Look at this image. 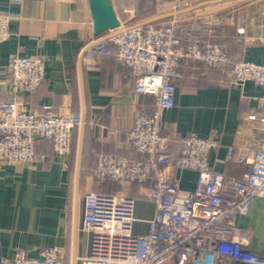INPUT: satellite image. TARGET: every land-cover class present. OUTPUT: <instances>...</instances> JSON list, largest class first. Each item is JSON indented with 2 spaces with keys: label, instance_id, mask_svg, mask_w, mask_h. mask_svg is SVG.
<instances>
[{
  "label": "crops",
  "instance_id": "1",
  "mask_svg": "<svg viewBox=\"0 0 264 264\" xmlns=\"http://www.w3.org/2000/svg\"><path fill=\"white\" fill-rule=\"evenodd\" d=\"M111 1L118 14L124 0ZM192 1L177 0L173 7L201 0ZM196 10L200 12L179 17L187 21L190 31L224 43L229 64L210 67L183 58L175 105L163 111V132L171 136L174 157L180 154L183 138L192 133L216 137L209 164L227 177L239 178L245 167L237 158L261 145L262 124L249 115L259 112L264 102L262 87L251 81L238 84L231 66L240 61L264 64V0H226ZM0 13L12 16L11 35L0 41V102L17 98L28 112L52 109L81 115L84 90L86 121L76 241L79 264L78 258L88 254L90 243L89 233L81 229L84 195L125 191L116 181L95 179L98 157L141 158L131 146L129 131L138 113H153L155 100L135 92L133 70L118 59V46L112 40H108V50L85 53L81 86L79 59L95 38L88 0H0ZM189 43L188 38L182 39L183 46ZM16 54L45 60V79L33 92L16 95L12 91L9 60ZM78 136L79 127L69 155L57 154L51 140L38 137L33 161L0 168V255L11 257L21 251L39 257L42 249L58 246L65 252V264H71ZM175 174L181 178L182 189L195 188L197 171L175 170ZM145 188L134 183L127 192L136 199V233L146 232L156 211L154 202L143 194ZM235 224V235L264 255V193L252 199Z\"/></svg>",
  "mask_w": 264,
  "mask_h": 264
},
{
  "label": "built area",
  "instance_id": "2",
  "mask_svg": "<svg viewBox=\"0 0 264 264\" xmlns=\"http://www.w3.org/2000/svg\"><path fill=\"white\" fill-rule=\"evenodd\" d=\"M11 18L0 13V41L11 35ZM188 27L186 20L176 16L110 39L118 46V59L133 70L135 92L153 97L156 107L150 115L138 113L129 131L131 146L141 158L98 157L95 179L116 181L125 191L84 195L81 229L89 233L90 243L88 254L78 258L79 264H164L180 254L188 258V264H264V255L235 235L237 216L264 193V105L249 115L261 122L262 141L259 148L237 158L245 167L239 178L227 177L209 164L216 137L192 133L183 138L177 157L169 152L171 136L163 132L162 116L175 105L181 59H196L210 67L229 60L224 43ZM183 38L190 40L187 46L182 45ZM106 45L96 50H106ZM9 67L16 95L35 91L46 76L42 56L12 55ZM234 72L238 84L251 81L262 87L264 102V64L240 61ZM80 123L78 112L51 109L35 113L20 107L17 98L0 102V168L33 161L37 136L51 140L57 154H71ZM175 170L197 171L195 188L182 189ZM132 182L146 186L143 194L156 206L145 233L135 232L136 199L127 193ZM0 264H65V252L58 246L42 249L39 257L20 251L11 257L0 255Z\"/></svg>",
  "mask_w": 264,
  "mask_h": 264
},
{
  "label": "water",
  "instance_id": "3",
  "mask_svg": "<svg viewBox=\"0 0 264 264\" xmlns=\"http://www.w3.org/2000/svg\"><path fill=\"white\" fill-rule=\"evenodd\" d=\"M88 1L92 15L93 32L95 38L86 44L79 59V74H80L81 86H83L82 60L87 51L98 49L102 44H105L108 40H110L114 36L124 31L130 30L132 28L145 26L149 24H156L163 20L192 12L203 6L219 3L226 0H201L192 5H187V6L178 5L173 10L161 12L146 19H143L141 21H138L136 23L128 24V25H124L122 23L111 0H88ZM81 99H82V112H81V123L79 126L77 162H76V174H75L74 243L72 248L71 264H77L76 241H77V233H78V219H79V206H80V174H81V162H82V152H83L84 125L86 121V105H85L83 88L81 90Z\"/></svg>",
  "mask_w": 264,
  "mask_h": 264
},
{
  "label": "rangeland",
  "instance_id": "4",
  "mask_svg": "<svg viewBox=\"0 0 264 264\" xmlns=\"http://www.w3.org/2000/svg\"><path fill=\"white\" fill-rule=\"evenodd\" d=\"M175 1L177 0H124V7L118 8V16L124 25L133 24L149 16L175 9ZM199 12L200 10H195L191 13L195 15Z\"/></svg>",
  "mask_w": 264,
  "mask_h": 264
},
{
  "label": "trees",
  "instance_id": "5",
  "mask_svg": "<svg viewBox=\"0 0 264 264\" xmlns=\"http://www.w3.org/2000/svg\"><path fill=\"white\" fill-rule=\"evenodd\" d=\"M153 16V15H152ZM149 17H151V16H149ZM148 18V17H147ZM145 19V18H144ZM108 45H109V43H108V41H107V45H106V48H107V50H108ZM188 60H192V59H188ZM193 60H196V59H193ZM183 61V59H181V61H180V65H181V62ZM196 61H199V60H196ZM202 62V61H201ZM229 64V60H228V62L225 64V66L226 65H228ZM234 66V64L231 66V68ZM41 138H43V137H41ZM44 139H46V138H44ZM36 142H37V140H36ZM170 143H171V141H170ZM73 149V148H72ZM169 152H170V154H171V150H170V145H169ZM171 157H173L174 158V156H172V154H171ZM177 157V156H176ZM134 183H136L137 184V182H132V183H130V187H131V185H133ZM130 187H129V189H130ZM129 189H128V191H129ZM167 264H171V263H173V264H188L189 263V260H188V258L186 257V256H184L183 254H180V255H177V256H174V257H172L171 259H169L167 262H166ZM165 263V264H166Z\"/></svg>",
  "mask_w": 264,
  "mask_h": 264
}]
</instances>
